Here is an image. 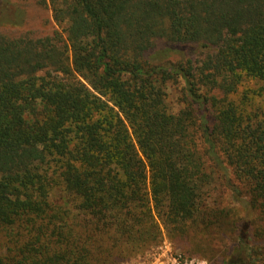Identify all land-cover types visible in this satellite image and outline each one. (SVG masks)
<instances>
[{"label":"trees","instance_id":"obj_1","mask_svg":"<svg viewBox=\"0 0 264 264\" xmlns=\"http://www.w3.org/2000/svg\"><path fill=\"white\" fill-rule=\"evenodd\" d=\"M39 1L52 36L0 34V230L41 239L59 198L88 218L60 220L59 260L86 263L94 232L185 238L228 223L206 205L220 172L264 213V0ZM160 41L207 54L154 66Z\"/></svg>","mask_w":264,"mask_h":264},{"label":"rangeland","instance_id":"obj_2","mask_svg":"<svg viewBox=\"0 0 264 264\" xmlns=\"http://www.w3.org/2000/svg\"><path fill=\"white\" fill-rule=\"evenodd\" d=\"M57 30L49 5L39 0H0V34L13 38L42 39L52 36ZM206 54V50L198 46L173 45L160 41L148 55V60L154 66L197 62L203 60ZM184 87L182 80L179 85L169 87L168 95L174 113L180 111L179 99ZM208 165L212 166V163L208 161ZM230 174L226 177L223 172L215 175L217 180L206 196L208 208L220 214H229L227 224L208 225L199 230L192 227L185 238H171L163 231V236L155 241L138 245L112 242L114 234L110 232H94V241L88 240L86 246L80 245L89 256L84 264H170L175 259L199 264H264V213L261 202H256L253 208V197L242 184L230 181ZM62 206L67 213L60 211L61 216L60 213L56 215L57 208ZM69 207L66 200L50 199L47 215L50 230L41 239L21 229L0 230V264H75L69 258L68 262L67 258L63 261L56 257L71 248L66 236L69 230L60 221L63 216L69 215V220L76 222L88 220L76 211L69 212ZM57 228L64 234L63 243L56 236L54 230ZM75 233L85 235L81 230Z\"/></svg>","mask_w":264,"mask_h":264},{"label":"built area","instance_id":"obj_3","mask_svg":"<svg viewBox=\"0 0 264 264\" xmlns=\"http://www.w3.org/2000/svg\"><path fill=\"white\" fill-rule=\"evenodd\" d=\"M170 264H199V263H197L195 261H188V260L184 261V260H179V259L177 260V259H175Z\"/></svg>","mask_w":264,"mask_h":264},{"label":"flooded vegetation","instance_id":"obj_4","mask_svg":"<svg viewBox=\"0 0 264 264\" xmlns=\"http://www.w3.org/2000/svg\"><path fill=\"white\" fill-rule=\"evenodd\" d=\"M232 264H239L238 262L232 263ZM242 264H245L244 262ZM246 264H251L250 262L246 263Z\"/></svg>","mask_w":264,"mask_h":264}]
</instances>
